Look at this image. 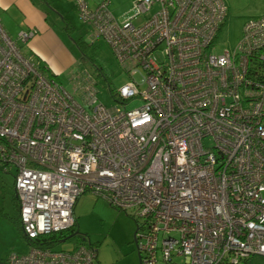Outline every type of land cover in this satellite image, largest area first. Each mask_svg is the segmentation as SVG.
Masks as SVG:
<instances>
[{"label":"built area","instance_id":"built-area-1","mask_svg":"<svg viewBox=\"0 0 264 264\" xmlns=\"http://www.w3.org/2000/svg\"><path fill=\"white\" fill-rule=\"evenodd\" d=\"M74 1L131 80L111 107L90 72L72 94L23 50L37 28L14 38L0 19V163L31 242L9 263L95 264L84 244L33 243L70 230L87 191L131 210L141 264L264 257V15L218 51L225 0H135L121 20L109 0Z\"/></svg>","mask_w":264,"mask_h":264},{"label":"rangeland","instance_id":"rangeland-1","mask_svg":"<svg viewBox=\"0 0 264 264\" xmlns=\"http://www.w3.org/2000/svg\"><path fill=\"white\" fill-rule=\"evenodd\" d=\"M59 1L67 11L74 15L75 20L73 21H75L74 26L76 27L70 33L65 30L64 25L60 27L64 42L57 48L58 51L53 53L54 58L51 59L58 66L59 81L72 94H75L70 78L76 75L85 77L86 72H90L97 78L99 100L110 107L117 105V97L113 96L112 93H116L118 88L131 80L130 75L118 62L106 40L102 36H97L90 25L80 18L77 7L67 5L66 2H70V0ZM95 1L99 4L102 0ZM109 1L110 9L119 20L125 19L132 13L135 2V0ZM42 2L44 3V1ZM49 2L52 3L50 0ZM225 2L229 11L218 34L216 46L218 51L225 47H236L241 39L243 25L247 19L264 15V0H225ZM58 16L62 20V15L58 14ZM78 39L84 42L83 50L78 47L76 42ZM27 49H29L28 46H23V50ZM101 72L108 79H103L97 75ZM110 88L113 90L112 92ZM138 105L137 100L127 103L128 108ZM14 175V167H10L7 173L0 174V205L5 208V213H14L12 187ZM74 211L78 234L58 242L54 245L56 249L72 250L84 244L96 250L95 264H141L135 241L138 220L132 215L131 210L118 209L110 205L104 198L87 191L79 196ZM21 243L23 249L19 252L29 251L31 244L28 243L25 236ZM248 264H264V257L255 255Z\"/></svg>","mask_w":264,"mask_h":264},{"label":"crops","instance_id":"crops-1","mask_svg":"<svg viewBox=\"0 0 264 264\" xmlns=\"http://www.w3.org/2000/svg\"><path fill=\"white\" fill-rule=\"evenodd\" d=\"M50 1L51 4L49 0L46 2L45 0H0V19L6 31L14 38L20 30L37 28V34L25 44L29 49L24 51L40 58L53 73L60 76L58 66L51 59L54 58L53 53H56L57 48L64 42L60 27L64 25L65 30L70 33L76 28L73 21L75 19L59 0ZM70 2L66 4L77 7L74 0L73 4L72 0ZM88 3L91 7H96L98 4L95 0H90ZM58 14L62 15V20ZM9 170L10 168L5 170L0 163V174ZM12 187L14 213H5V208L0 205V264H10L9 256L15 252L21 253L19 250L23 249L21 241L25 235L21 229L15 177Z\"/></svg>","mask_w":264,"mask_h":264},{"label":"trees","instance_id":"trees-1","mask_svg":"<svg viewBox=\"0 0 264 264\" xmlns=\"http://www.w3.org/2000/svg\"><path fill=\"white\" fill-rule=\"evenodd\" d=\"M77 44H78V47L83 50V46H84V42L83 40L81 39H78L77 41ZM28 54H32L31 52H27ZM35 58L38 60V66L46 72V74L49 76V77H53V78H56L57 80H59V76L55 73H53L49 67L47 66V64L42 61L40 58H38L37 56H35ZM98 76H101L103 77V79H108L106 78V76L101 72L99 74H97ZM96 77V75H95ZM97 80V78H96ZM98 83V82H97ZM110 87V86H109ZM111 90V88H110ZM113 90H111L112 92ZM113 96L114 93H112ZM76 224H77V219H76V222H75V225L67 231H64L62 233H56L54 234L53 236H50V237H43L42 240H36L34 241L33 243H37L39 245H44V244H47V245H56L58 242L62 241V240H66L67 238H71L72 236L78 234V231L76 230ZM20 227V226H19ZM21 229H22V225H21ZM27 239V238H26ZM28 240V239H27ZM28 243H31L29 240H28Z\"/></svg>","mask_w":264,"mask_h":264},{"label":"water","instance_id":"water-1","mask_svg":"<svg viewBox=\"0 0 264 264\" xmlns=\"http://www.w3.org/2000/svg\"><path fill=\"white\" fill-rule=\"evenodd\" d=\"M135 235H136V232H135ZM141 257V256H140Z\"/></svg>","mask_w":264,"mask_h":264}]
</instances>
